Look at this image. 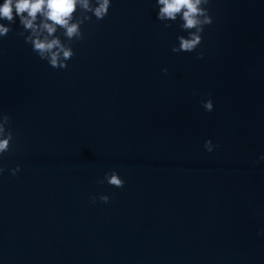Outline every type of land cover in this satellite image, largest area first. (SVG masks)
Listing matches in <instances>:
<instances>
[{
	"label": "water",
	"instance_id": "1",
	"mask_svg": "<svg viewBox=\"0 0 264 264\" xmlns=\"http://www.w3.org/2000/svg\"><path fill=\"white\" fill-rule=\"evenodd\" d=\"M153 2L113 0L64 70L0 40V264H264V0H211L179 54Z\"/></svg>",
	"mask_w": 264,
	"mask_h": 264
},
{
	"label": "clouds",
	"instance_id": "2",
	"mask_svg": "<svg viewBox=\"0 0 264 264\" xmlns=\"http://www.w3.org/2000/svg\"><path fill=\"white\" fill-rule=\"evenodd\" d=\"M113 0H0V40H3L16 27V35L23 38L40 61L58 70L68 67V61L75 56L73 45L84 39V26L93 20H104L112 7ZM211 0H154L152 7L158 20L165 28L176 25L179 32L171 52L191 53L201 47L203 33L214 22L210 12ZM204 52L197 53L203 59ZM163 68L162 72L167 73ZM195 94V93H194ZM205 112L214 111V102L209 94L201 99ZM14 133L11 118L0 111V177L5 174L3 160L14 146ZM204 150L212 153L218 147L211 139H206ZM264 161V153L258 157ZM20 165L7 169L9 175L16 176ZM98 183L115 188H123L125 181L115 170L105 172ZM107 204L108 195L90 197ZM258 235H264V228Z\"/></svg>",
	"mask_w": 264,
	"mask_h": 264
}]
</instances>
